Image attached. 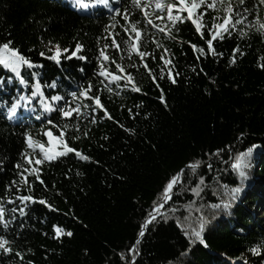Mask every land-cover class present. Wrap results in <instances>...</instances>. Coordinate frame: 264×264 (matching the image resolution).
Listing matches in <instances>:
<instances>
[{
    "label": "trees",
    "instance_id": "1",
    "mask_svg": "<svg viewBox=\"0 0 264 264\" xmlns=\"http://www.w3.org/2000/svg\"><path fill=\"white\" fill-rule=\"evenodd\" d=\"M85 2L87 9L74 7L72 0H0V43L12 40L13 47L43 66L32 71L40 73L46 97H64L59 102L49 99L52 111L44 109L39 97L22 100L16 116L9 120L8 108L21 95L30 96L31 85L19 84L14 76L8 81L10 74L0 68V78L5 79L0 86V198L6 210L16 206L7 200L21 194L33 195L37 201L45 199L55 209L29 203L26 216L17 213L9 229L0 227V235L12 241L14 249L11 255L0 252V264H131L129 248L137 240L136 264H264V215L257 216L259 211L264 214V68L259 66L264 64V29L259 26L264 23L263 5L258 0H246L245 5L232 0L241 14L236 18L243 17L242 23L235 25L230 36L213 42L222 56L209 54L197 59L199 53L191 43L206 49V41L191 21L172 27L166 19L155 18L157 14L166 17V12L149 7L154 23L171 28L175 37L171 39L147 25L131 0H109L108 5ZM244 7L253 10L245 13ZM116 8L121 10L119 15ZM125 8L130 20L140 21L145 29L141 50L155 56L146 57L144 62L157 76L156 82L135 53L129 59L123 44L128 38L123 29L129 26L123 20ZM217 8L219 11L206 10V25L210 26L213 18L220 22L225 15L221 5ZM113 33L121 50L109 47L105 51L132 73L141 92L122 87L124 80L117 87L98 75L101 63L110 72L123 75L114 63L99 55L104 45L111 43ZM153 38L170 50L167 58L172 60L170 67L177 83L168 79L160 60L163 48H158ZM77 41L84 45L80 55L86 60L65 59L70 52L62 55L59 64L48 58L53 45L71 51ZM237 46L243 55L237 53L232 64V50ZM161 68L165 69L162 79ZM53 80L57 82L55 89L48 87ZM89 83L92 89L88 95L99 96L104 106L95 112L93 100L81 97L73 101L70 95ZM161 89L167 107L158 99ZM66 103L89 107H82L79 117L74 113L64 118L57 109ZM104 109L111 119L104 115ZM49 119L53 124L47 123ZM48 129L56 136L63 129L68 145L90 159L68 153L45 161L36 166L43 184L35 175L25 173L30 192L22 183L18 184L20 192L8 189L13 180L20 181L22 169L15 165L29 167L23 153L42 158L38 148L27 147L24 133L46 143L44 132ZM253 144L258 147L246 158L250 167L241 169L247 177L241 185L239 170L231 165L238 153ZM189 164L197 167L192 169ZM181 169L180 182L174 186L171 199L164 202V185ZM234 187H242L235 200L231 194ZM193 188L199 195L191 191ZM224 202L231 207L225 210ZM213 204L220 207L213 208ZM149 213L155 219L139 237L140 226L151 219ZM202 218L209 221L202 232L207 247L192 235L199 230ZM53 225L71 231L72 236L54 238ZM254 246L261 248V256L251 253ZM15 251L23 254V260Z\"/></svg>",
    "mask_w": 264,
    "mask_h": 264
},
{
    "label": "snow or ice",
    "instance_id": "2",
    "mask_svg": "<svg viewBox=\"0 0 264 264\" xmlns=\"http://www.w3.org/2000/svg\"><path fill=\"white\" fill-rule=\"evenodd\" d=\"M93 3H98L102 5H108L109 0H92ZM132 5L136 8H138L144 17V20L146 21L147 25H150L153 28H156L158 31L165 33L169 38L175 39L174 36H172L171 28L167 27H160L159 24H156L153 22V20L150 18V13L148 11L149 7L154 6L155 10H159L160 12H166V17L161 16L159 14L156 15V20H167L170 22L172 27H175L178 23H183L185 20L191 21V23L195 27V32L200 36L201 39L206 41V49L204 47H200L195 43H191V48L199 53V55L196 57L197 59L200 58V56H207L211 54L212 56H222L223 53H218L216 48L214 47V41L218 39H224L225 35L230 36L232 34V30L235 29V25L242 23L243 17L241 19H237V16H241L239 12L236 11L235 6L232 3V0H148V3L142 2V0H131ZM246 0H238L239 5H245ZM259 5H264V0H258ZM72 4L74 7H83L87 9L89 7V4L85 2V0H72ZM221 5L223 7V11L225 12V15L221 18L220 22H217L215 18H213V23L208 26L204 22V15L206 10L213 9L216 11H219L217 8V5ZM255 7V5L253 6ZM252 8L244 7L243 11L245 13L252 12ZM115 12L117 15L121 13V10L119 8L115 9ZM186 14V15H185ZM123 20L127 21L129 23L128 27H125L123 29L124 33L127 35V39L123 41V44L126 46L127 51L129 53V59H131V54L135 53L140 61L143 63V66L145 69L148 70L149 75L151 76L152 80L154 82L157 81V76L152 73V70L149 68L148 64L145 61L146 57L152 56V53L148 51L141 50V41L143 37V33L145 29L140 27V21H131L130 20V14L129 10L127 8L123 11ZM259 23V21H258ZM261 29H264V23H261L260 25ZM111 40L110 44H105L104 48L100 50V57L103 61H111V63H114L116 65V69L119 70L120 73H123V75H117L115 72H110L109 69L105 66L104 63H101L99 65V72L98 75L101 77H105L109 81V84L116 83L117 87H121L120 81L124 80L125 83L122 85V87L130 88L133 92H141L140 86L137 84L134 76L132 73L126 72L125 68L116 62V60L112 57H110L107 52L105 51L107 48L112 47L115 48L117 51L121 50V44L117 40V34L113 33L109 37ZM153 42L156 43L158 48H163V52L160 55V60L164 63L165 68H167V77L170 79V81L175 84L177 83V80L172 74V68L170 65L172 64V60L167 58L170 55V50L167 47H164L163 45H160L158 42L155 41L153 38ZM51 43V42H50ZM13 41L7 40L5 42L0 43V68L8 72L10 75L7 77L8 81L12 80V77L14 76L17 78L18 83L21 85H31V92L30 96L25 97L21 95L19 99L16 100L15 103H12L7 111V118L9 120H12L17 113V109L20 106V101L22 100H28L31 101L32 98L39 97L40 103L43 105L44 109L47 111L53 110V105L49 103V99L51 101L59 102L64 99V97L60 94L52 95L50 98L45 96L44 91L42 90V84H41V78L40 73L36 71H32L33 69L43 67L42 65H37L34 61H32L30 58L25 56L19 48L13 47ZM84 45L77 41L75 43L74 49L71 51L68 48H61L59 44L53 45L52 48L49 49V51L53 52L52 55H50L48 58L55 61L57 64L60 63L61 57L64 53L70 54L65 59H72L77 58L80 60H86L87 57L80 55V53L83 50ZM237 53L240 55H243V53L240 51L239 46L234 48L232 50V57H231V63L235 64L236 62V56ZM40 56H45V52H40ZM153 59H155V56H152ZM123 59V57H121ZM135 67V65H132ZM261 68H264V64L259 65ZM83 71V69H80ZM24 71L28 72V75H24ZM203 71V69H201ZM165 75V69L161 68V74L160 78H164ZM176 76L179 75L177 72L175 74ZM103 83V81H101ZM5 83L4 78H0V86H2ZM108 88V91H112L111 87H108V85H105ZM156 86L159 88V84L157 83ZM48 87L55 89L57 87V82L55 80L51 81L49 83ZM92 89L91 83H89L87 88H83L79 91V93L73 91L70 93L73 101H76L80 99L81 97L90 99L94 101V107H92V111L95 112L97 108H103L104 106L101 104V100L99 96H89V92ZM158 99L164 103L165 107H167V102L164 98L163 90L161 89V95L158 97ZM89 107V105H76L73 107L70 104H65L64 107H60L57 110L64 118L72 117L75 113L78 117L81 115V109ZM104 115L107 116L109 119L112 117L107 112L106 109H104ZM92 122H95V117L92 118ZM49 125L53 124V121L49 119L47 121ZM68 126L64 125V128L66 129ZM121 127H123L121 125ZM77 131H79V128H77ZM130 131V130H129ZM25 143L28 148L35 149L38 148L41 156H36L35 159L27 153H23V157L25 161H27V164L29 167H24L23 165L17 163L15 167L17 169H22L18 173L20 177V181L13 180L8 186V189L15 188L17 192H20V188L18 184L22 183L25 186L28 187V191H31V186L28 181L27 175L25 173L33 174L36 176L37 180H40L39 171L40 169L36 166L41 165L45 161H52L56 160L60 157H63L67 155L68 153H75L76 156L81 160H89L90 157L87 155H83L81 152H79L77 149L70 147L68 143L64 140L65 132L62 129L59 136L54 135L53 131L51 129H48L44 132V136H46L47 142H41L40 140H36L33 138V136L25 132ZM84 135H87L85 132ZM258 145L253 144L251 147H248L246 151H241L235 156V161L232 163L231 167L235 170H239V176L241 177V185H243V180L246 179V173L245 171L241 170L245 167H250L249 164L246 162V158L250 157L253 153V150L257 148ZM2 163V161H0ZM188 167L195 169L197 167V164H189ZM209 168H211V165H208ZM183 169H181L180 172L172 175L168 182L164 185L161 199L164 202H167L172 197V190L174 186L180 182L181 176L183 173ZM40 183L43 184L44 182L40 180ZM201 183H203V177H201ZM199 186H197L198 188ZM197 188L191 189L194 193L199 195V192L197 191ZM242 191V187H234L231 189L232 199H236L235 194H239ZM17 201H19V204H17ZM39 202L40 204L46 205L50 210H55L53 208V205L50 204L45 199H40L39 201L36 200V198L33 195H18L15 197V199H8L7 203L16 205L14 207H11L10 209L5 208L3 198H0V227L3 229H9L12 226V222L16 220L17 216L16 214H20L22 216L27 215V209L29 203H36ZM158 207H163V204H159ZM213 208H219L220 205L213 204ZM223 207L225 210L229 209L231 207V203L224 202ZM157 209H154V211ZM6 211L8 213V217L6 218ZM149 216L151 217L150 220L146 221L145 224H142L141 231L139 232V237H143L145 235L144 229L146 228L148 223H151L152 220L155 219V216H152L151 213H149ZM209 223V221L205 219H201V222L199 224V230L194 231L192 235L194 236L196 241H199L201 244H204L205 247H207V244H205V241L202 239V232L204 231L205 225ZM24 224L20 223L19 228L23 229ZM53 229L55 232V237L59 239L61 235H68L72 236L71 231L65 232V230L59 226L53 225ZM186 235L188 233H185ZM12 241L8 240L5 235H0V252H3L5 255H11L14 252L12 245ZM137 244H139V240L136 241L135 244L129 248V252L132 253V259L131 264H136V256L139 255L137 251ZM251 253L255 256H261V248L259 246H254L250 249ZM15 256L19 257L21 260H23V254L20 251H15ZM121 258L123 259V254H121ZM29 264H32V262H29ZM244 264H248L247 261L244 262Z\"/></svg>",
    "mask_w": 264,
    "mask_h": 264
},
{
    "label": "rangeland",
    "instance_id": "3",
    "mask_svg": "<svg viewBox=\"0 0 264 264\" xmlns=\"http://www.w3.org/2000/svg\"><path fill=\"white\" fill-rule=\"evenodd\" d=\"M233 1L236 2V3L238 2V0H233ZM153 5H154V0H153ZM263 7H264V5H263ZM246 168H247V167H246ZM261 215H264V214H263V212L259 211V212L257 213V216L260 217Z\"/></svg>",
    "mask_w": 264,
    "mask_h": 264
},
{
    "label": "water",
    "instance_id": "4",
    "mask_svg": "<svg viewBox=\"0 0 264 264\" xmlns=\"http://www.w3.org/2000/svg\"><path fill=\"white\" fill-rule=\"evenodd\" d=\"M164 208V207H163Z\"/></svg>",
    "mask_w": 264,
    "mask_h": 264
}]
</instances>
